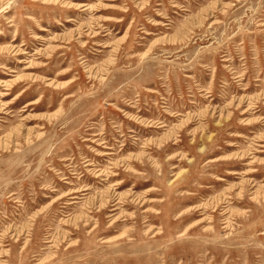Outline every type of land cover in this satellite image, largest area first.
Wrapping results in <instances>:
<instances>
[{
	"label": "rangeland",
	"instance_id": "rangeland-1",
	"mask_svg": "<svg viewBox=\"0 0 264 264\" xmlns=\"http://www.w3.org/2000/svg\"><path fill=\"white\" fill-rule=\"evenodd\" d=\"M0 264H264V0H0Z\"/></svg>",
	"mask_w": 264,
	"mask_h": 264
},
{
	"label": "bare ground",
	"instance_id": "bare-ground-1",
	"mask_svg": "<svg viewBox=\"0 0 264 264\" xmlns=\"http://www.w3.org/2000/svg\"><path fill=\"white\" fill-rule=\"evenodd\" d=\"M29 104H33V103H29ZM29 104H28V105H29Z\"/></svg>",
	"mask_w": 264,
	"mask_h": 264
}]
</instances>
